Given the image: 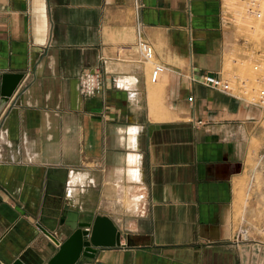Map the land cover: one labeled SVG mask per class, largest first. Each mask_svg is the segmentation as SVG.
I'll list each match as a JSON object with an SVG mask.
<instances>
[{
	"label": "crops",
	"instance_id": "crops-1",
	"mask_svg": "<svg viewBox=\"0 0 264 264\" xmlns=\"http://www.w3.org/2000/svg\"><path fill=\"white\" fill-rule=\"evenodd\" d=\"M141 2L144 36L168 67L156 83L135 46V0H0V91L3 74L23 75L6 104L0 95L3 264H49L59 243L39 224L69 236L49 179L70 180L63 207L110 217L126 243L76 264H239L237 181L262 114L191 79L223 73L224 0ZM97 67L102 89L85 97L79 76Z\"/></svg>",
	"mask_w": 264,
	"mask_h": 264
},
{
	"label": "rangeland",
	"instance_id": "rangeland-1",
	"mask_svg": "<svg viewBox=\"0 0 264 264\" xmlns=\"http://www.w3.org/2000/svg\"><path fill=\"white\" fill-rule=\"evenodd\" d=\"M223 23L226 31L223 74L232 81L239 96L251 99L264 88L257 82L264 76V24L246 16L241 0H224ZM155 61L158 60L145 62L148 72ZM259 63L262 66L255 70ZM260 106H254L262 114L258 133L255 134V123L248 124L247 168L237 181L233 209V239L239 264H264V104Z\"/></svg>",
	"mask_w": 264,
	"mask_h": 264
},
{
	"label": "water",
	"instance_id": "water-1",
	"mask_svg": "<svg viewBox=\"0 0 264 264\" xmlns=\"http://www.w3.org/2000/svg\"><path fill=\"white\" fill-rule=\"evenodd\" d=\"M14 77V81H10ZM23 75L5 73L1 76V104L8 102ZM66 182L49 179L45 190V198L53 200L54 219L62 229L67 228L69 236L59 245L56 254L49 260V264H76L82 255L94 258L99 248L123 246L122 233L115 222L108 216H97L93 221H80V212L63 207ZM20 213L25 214L19 207ZM39 228L51 239L58 240L46 227L39 224ZM19 264L22 260L19 259ZM17 263V262H16ZM0 264H3L0 261Z\"/></svg>",
	"mask_w": 264,
	"mask_h": 264
},
{
	"label": "built area",
	"instance_id": "built-area-1",
	"mask_svg": "<svg viewBox=\"0 0 264 264\" xmlns=\"http://www.w3.org/2000/svg\"><path fill=\"white\" fill-rule=\"evenodd\" d=\"M244 5L245 14L248 18L253 19V21L262 22L264 24V0H241ZM143 8L141 0H135V12H136V48L141 56V60L144 62H153L155 57V50L153 45L149 40L144 36V23L141 19V10ZM223 15V13H222ZM223 18V17H222ZM104 64L106 61L104 60ZM262 66V63L256 64L254 66L255 70H258ZM103 67H97L95 71H85L82 72L79 76V88L80 93L85 97H92L100 92L102 89L103 79ZM168 67L163 63L155 61L150 73V80L153 83H156L160 80L161 75L166 72ZM191 79L195 82H198L202 85L210 87L212 89L224 92L228 95L234 96L241 101H244L248 104L254 106H260L264 104V88L260 89L256 96H252L251 99H245L244 97L239 96L236 93L235 87L232 81L225 77L223 73H202L198 76L191 74ZM257 82L264 85V76L257 79ZM189 100L192 101L193 97H189ZM261 107V106H260ZM8 134V129H0V159L2 158L3 147L7 144L6 137ZM74 173V170L70 171V174ZM91 183H94L93 179H90ZM70 180L66 182L65 187V198H71L70 194ZM81 188H84L83 186ZM84 190V189H83ZM239 238V236H237Z\"/></svg>",
	"mask_w": 264,
	"mask_h": 264
},
{
	"label": "bare ground",
	"instance_id": "bare-ground-1",
	"mask_svg": "<svg viewBox=\"0 0 264 264\" xmlns=\"http://www.w3.org/2000/svg\"><path fill=\"white\" fill-rule=\"evenodd\" d=\"M124 84V83H123ZM76 177V176H75ZM76 179V178H75ZM74 180V179H73ZM126 189V188H125ZM129 191V190H128ZM125 196H127L126 198H125ZM124 198L125 199H127V206L126 207H129V211H131V212H136L137 211V208H138V200L133 196H131L130 195V193H128L127 191H126V195H124ZM125 204V203H124ZM125 204V205H126ZM127 209V208H126ZM59 242V245H61L62 244V242H60V241H58Z\"/></svg>",
	"mask_w": 264,
	"mask_h": 264
}]
</instances>
